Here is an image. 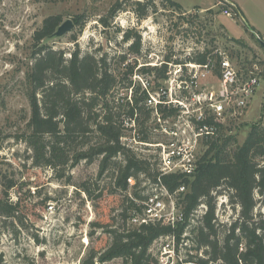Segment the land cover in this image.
Returning <instances> with one entry per match:
<instances>
[{
    "label": "rangeland",
    "instance_id": "obj_1",
    "mask_svg": "<svg viewBox=\"0 0 264 264\" xmlns=\"http://www.w3.org/2000/svg\"><path fill=\"white\" fill-rule=\"evenodd\" d=\"M138 1L144 4L142 8L136 5ZM173 1L182 7V13L156 1L155 8L148 11L145 19H140L147 0H0V198L13 204L20 202L17 214L0 216V264H84L93 252L102 254L109 247L110 230L133 228L128 222L136 209L127 210L129 204L124 203L127 195L115 190L111 172L100 176L99 162H82L64 178H58L53 170L34 165L33 152L24 141L23 136L31 133L33 35L47 17L61 16L62 24L71 20L74 27L62 37L48 38L44 44L62 51L67 58L75 51L99 57L107 53L113 68L124 77L123 87L132 83V88H148L151 101L154 98L157 104L175 108L178 114L185 109L177 101H183L192 111V116L178 122V114L164 120L155 110L156 121L149 123L155 144H147L149 147L138 141L134 129L126 132L128 145L150 157L155 169H160L161 146L171 149L182 140H189L190 130L180 137L173 136L172 130L182 132L200 113L212 117L205 100L193 101V98L218 90L221 69L220 74L216 73V58L211 62L207 78L198 86L190 82L198 70L192 67L200 65L189 60L206 50L211 52V57L229 59L244 77H249L251 72L260 77L248 107L228 114L215 139L229 140L228 150L234 152L252 128H264V49L248 28L258 30L264 37V0ZM114 6L121 9L111 18ZM235 6L241 7L247 22ZM79 16L84 17L83 25L76 23ZM103 19L109 21L110 27H104ZM127 32L140 36L139 55L129 51L135 39L123 40ZM122 54H126L127 61L120 65ZM168 58L172 63L164 81L146 77L139 71L143 66H161ZM126 65H136L132 75L124 74ZM132 88H121L120 96L128 94L130 98ZM149 101L147 105L154 110L157 104ZM210 139L200 138L198 159L205 154L208 148L205 142ZM140 181V194L147 196L152 179L141 176ZM134 191L130 188L128 194L133 195ZM221 196L215 199L216 219L219 224L229 226L238 219L239 211L221 206ZM123 212L127 213V219ZM254 213L264 216V205L258 204ZM222 231L223 228L220 236ZM106 264L123 263L113 260Z\"/></svg>",
    "mask_w": 264,
    "mask_h": 264
},
{
    "label": "trees",
    "instance_id": "obj_2",
    "mask_svg": "<svg viewBox=\"0 0 264 264\" xmlns=\"http://www.w3.org/2000/svg\"><path fill=\"white\" fill-rule=\"evenodd\" d=\"M156 1L182 13V7L173 0H147L139 14L140 19L147 17L148 11L155 8ZM136 5L139 8L144 6L139 1ZM119 9L120 6H114L110 17H115ZM83 19L79 16L76 23L83 25ZM101 22L104 27H110L108 20ZM61 24V16L47 17L33 35L31 133L23 138L33 152L34 165L49 168L58 178H64L67 172L82 162H99L100 176L111 172L115 190L127 195L124 201L129 204L127 210L139 208L137 201H143L152 189L159 187L160 176L162 185L171 193L183 185L187 187V192L177 201V207L182 208L186 215L183 225L175 230L162 223L110 230L112 243L109 247L102 254L93 252L84 264H106L113 260H121L123 264H158L150 253L153 244L170 235H175L180 242L186 231L191 249L203 251L205 258L200 259L201 264H264V216L254 213L258 204L264 205V128H252L245 142L234 152L228 150L229 140L209 138L205 142L208 148L199 159L193 176H162L150 157L137 153L128 145L126 132L134 129L138 133V141L149 147L155 144L152 140L153 128L149 125L152 120L156 121L154 111L165 120L177 116L178 110L162 103L156 109H150L147 104L151 91L148 88H132V83L123 87L124 77L113 68L107 53L99 57L94 53L75 51L67 58L62 51L44 44L55 35ZM131 39L135 41L129 51L139 55L141 38L127 32L123 40L129 42ZM214 58L216 73L220 74L222 58L218 55L211 57L208 50L189 61L207 65ZM119 59L120 65L125 64L126 54L120 55ZM170 63L172 60L168 58L161 66H143L139 71L146 77L154 76L155 80L164 81ZM135 68L136 65L128 66L124 74L132 75ZM121 88H132V96H120ZM213 123L210 117L201 125H215ZM216 126L223 128L222 124ZM1 149L0 145V152ZM141 176L153 182L147 196H142L139 191ZM129 178L136 181L132 187L135 190L133 195L128 194L131 188ZM85 191L90 194L89 190ZM216 192L217 195H214ZM220 194L227 196L232 210L239 211L238 219L229 226L219 224L216 219L215 199ZM7 196L5 191L4 197ZM4 201L0 198V216L11 217L18 213L19 201L16 204ZM202 204L206 205L207 211L200 222L196 221L198 225H193L191 216ZM126 212L122 213L125 219ZM221 228L224 231L220 236Z\"/></svg>",
    "mask_w": 264,
    "mask_h": 264
},
{
    "label": "built area",
    "instance_id": "obj_3",
    "mask_svg": "<svg viewBox=\"0 0 264 264\" xmlns=\"http://www.w3.org/2000/svg\"><path fill=\"white\" fill-rule=\"evenodd\" d=\"M255 37L258 42L264 43V37L259 33L255 32ZM262 55V62H264V51ZM211 66V63H209L207 65L192 67V69H198L190 81L192 86H198V83L203 78H207ZM220 68L221 78L218 90L207 94L194 95L195 98H193V101L205 100L206 106L212 112L211 118H213V124L215 125H201L208 117L200 113L196 119L191 121L193 124L188 123L182 132L172 130L171 133L175 137L182 136V133L185 135L188 130L191 133L189 132L188 141L182 140L175 148L167 149L165 146H161L163 147L160 158V171L162 176L169 174L193 176L198 168L199 159L196 151L200 138L215 139L219 130L216 124H222L223 126L228 114L236 113L237 109L247 108L255 96L260 84L259 74L251 72L249 77H244L245 75L240 74L229 59H222ZM255 68L258 69L257 64ZM153 101L157 104L154 98H152V101H149L150 104ZM176 104L185 109L176 117V119L178 118V122L185 120V117L189 118L193 115L192 111L183 101H177ZM156 113L159 115L158 112ZM158 182L159 187H155L156 190L152 189V192L143 201H139V203L137 201L139 208L130 216L128 222L133 228H139L151 223H162L175 230L185 223V212L182 208L177 207V201L182 194L187 192L186 185L181 186L176 192L171 193L162 185L161 176L158 178ZM128 183L132 188L136 181L134 178H129ZM221 197H223L221 198V206L226 205L230 209L231 207L227 196ZM206 211V205H200L191 216L192 223L195 224L196 221L200 222ZM188 228L187 226L186 230ZM188 236L189 233L186 231L180 242H178L175 235L162 237L153 244L150 253L157 260L158 264H201L200 259L205 258L203 251L190 250L192 245L186 239Z\"/></svg>",
    "mask_w": 264,
    "mask_h": 264
},
{
    "label": "water",
    "instance_id": "obj_4",
    "mask_svg": "<svg viewBox=\"0 0 264 264\" xmlns=\"http://www.w3.org/2000/svg\"><path fill=\"white\" fill-rule=\"evenodd\" d=\"M73 27H74L73 22L71 20H68L65 23L60 25V27L58 28V30L55 33V36L56 37H62L64 35H66L67 33L71 32ZM248 28L255 35V31L250 26H248ZM260 44H261V46L264 47V43L263 42H260Z\"/></svg>",
    "mask_w": 264,
    "mask_h": 264
},
{
    "label": "crops",
    "instance_id": "obj_5",
    "mask_svg": "<svg viewBox=\"0 0 264 264\" xmlns=\"http://www.w3.org/2000/svg\"><path fill=\"white\" fill-rule=\"evenodd\" d=\"M237 5H239V4H237ZM239 7H240V6H239ZM240 11H241V13H240L241 16L243 17V19L246 20V17H245V15H244V12H243V10L241 9V7H240ZM246 22H247V20H246ZM254 31L257 32V33H259L258 30H256V29H254Z\"/></svg>",
    "mask_w": 264,
    "mask_h": 264
}]
</instances>
